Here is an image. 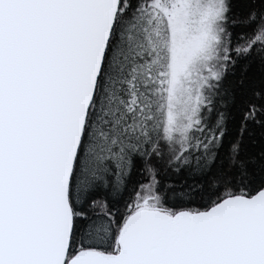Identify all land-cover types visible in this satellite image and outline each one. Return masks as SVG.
<instances>
[{"label":"snow or ice","instance_id":"snow-or-ice-1","mask_svg":"<svg viewBox=\"0 0 264 264\" xmlns=\"http://www.w3.org/2000/svg\"><path fill=\"white\" fill-rule=\"evenodd\" d=\"M0 264H264V0H0Z\"/></svg>","mask_w":264,"mask_h":264},{"label":"trees","instance_id":"trees-1","mask_svg":"<svg viewBox=\"0 0 264 264\" xmlns=\"http://www.w3.org/2000/svg\"><path fill=\"white\" fill-rule=\"evenodd\" d=\"M239 77V71L237 72V78ZM159 180H161V182H169L168 181V177H166L165 175L161 174L158 177ZM172 179H176L175 177H172ZM147 180L145 177H143L142 175H140L138 172H134L132 175V179L129 183V191H131L133 186L139 187V183H146ZM126 196L128 195V193L125 194Z\"/></svg>","mask_w":264,"mask_h":264}]
</instances>
